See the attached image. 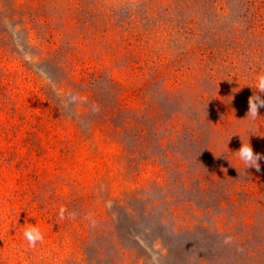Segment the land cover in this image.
Returning <instances> with one entry per match:
<instances>
[{"label": "rangeland", "instance_id": "rangeland-1", "mask_svg": "<svg viewBox=\"0 0 264 264\" xmlns=\"http://www.w3.org/2000/svg\"><path fill=\"white\" fill-rule=\"evenodd\" d=\"M261 73L264 0H0V264H264Z\"/></svg>", "mask_w": 264, "mask_h": 264}, {"label": "clouds", "instance_id": "clouds-1", "mask_svg": "<svg viewBox=\"0 0 264 264\" xmlns=\"http://www.w3.org/2000/svg\"><path fill=\"white\" fill-rule=\"evenodd\" d=\"M264 108V73L258 74L255 82L254 95L249 99V114L252 117L259 115L260 109ZM238 159L245 167L255 168L257 171L261 170L260 161L264 160V154L257 153L250 145L240 147L237 153ZM110 206V204H109ZM65 208L59 211V218H65ZM74 218V214H70ZM23 236L30 247H35L38 242H43L44 233L35 225L28 226L24 229Z\"/></svg>", "mask_w": 264, "mask_h": 264}]
</instances>
